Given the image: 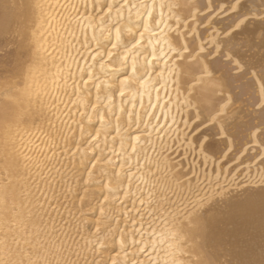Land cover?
Returning a JSON list of instances; mask_svg holds the SVG:
<instances>
[{"label": "bare ground", "instance_id": "6f19581e", "mask_svg": "<svg viewBox=\"0 0 264 264\" xmlns=\"http://www.w3.org/2000/svg\"><path fill=\"white\" fill-rule=\"evenodd\" d=\"M108 3L0 0V264H54L35 198L52 145L97 184L96 230L117 199L132 206L119 207L127 230L117 221L93 245L106 264L259 262L258 238L245 252L230 236L245 189L257 213L264 192V0ZM91 199L72 192L70 205ZM211 206L222 220L199 232Z\"/></svg>", "mask_w": 264, "mask_h": 264}, {"label": "rangeland", "instance_id": "374dc122", "mask_svg": "<svg viewBox=\"0 0 264 264\" xmlns=\"http://www.w3.org/2000/svg\"><path fill=\"white\" fill-rule=\"evenodd\" d=\"M161 134H163V131L154 133V138L157 140L156 144ZM71 152L72 150L69 146L63 148L52 145L47 152V156L44 157L43 155V165L38 169L36 178V183H41L35 195L41 221L38 237L48 248L54 264H90L96 261H99L100 264H106L101 250H96L93 245L96 244L102 234L111 233L116 222L124 218L123 214L119 215L121 211L119 207L126 205L125 210H129L132 206L117 199L114 202V206L102 214V221H106L104 227H99L96 230L94 221L100 212V201L97 196L99 190L96 188L97 184L93 182L84 183L80 179L78 168L71 164V158L73 157ZM157 180L156 183L158 188H160L159 190H161L165 179L162 177ZM43 185H45L44 190L42 188ZM205 186L206 184H203L202 188ZM86 189H88L92 197L90 204H88L89 202L87 203L88 205L84 204L85 206L83 207L87 206L86 209L83 208L84 210L82 209L83 211H81L71 207L72 192H80ZM176 196V192L173 189L168 188L165 190L164 200L162 201L164 203L163 212H166V209L170 207ZM130 199H132V195H130ZM136 199L137 202L142 200L143 195H136ZM115 205H118V207H115ZM135 209L138 210L136 215L139 212L141 213L138 207ZM147 215L148 219L146 218L145 221H151L153 215ZM132 221H127L123 225L120 221L117 229L126 231ZM135 227H138V225L136 224ZM83 231L86 233V238L82 237ZM127 252L128 249L123 254ZM143 253L145 255L147 252H141L139 254L140 257L143 256ZM126 261L128 264L131 263L129 254H127Z\"/></svg>", "mask_w": 264, "mask_h": 264}, {"label": "snow or ice", "instance_id": "6c2138e0", "mask_svg": "<svg viewBox=\"0 0 264 264\" xmlns=\"http://www.w3.org/2000/svg\"><path fill=\"white\" fill-rule=\"evenodd\" d=\"M96 3L99 4L101 11H103L104 8L111 7V5L108 3V0H103L102 3L100 0H96ZM229 3L230 6H243L241 4V0H229ZM244 23L245 21L241 20L240 23L236 24V28L231 33H226V36L231 38V36L237 34L238 31L244 26ZM261 39H264V32L261 33ZM3 43L4 40L2 36H0V46H2ZM233 57H235L239 63H243V60L239 54L233 53V56L227 57L229 64L233 63ZM239 63L236 65L237 70H239ZM262 83H264V77H262ZM225 107H227V105ZM262 110H264V105H262ZM249 134H251V129H249ZM256 207V201L252 199L251 194H249L247 189H245V192L242 194L241 203L235 207L231 213V227L233 230L230 236V243L241 251H253L258 238L261 253L262 256H264V192L261 193L258 213L256 211ZM221 220L222 213L220 210L215 206H211L207 216L196 221L197 229L199 232H207L214 225L219 224ZM216 264H220V262L217 261ZM227 264H232V262L229 261ZM237 264H264V258H262L259 262L250 260L239 261Z\"/></svg>", "mask_w": 264, "mask_h": 264}]
</instances>
